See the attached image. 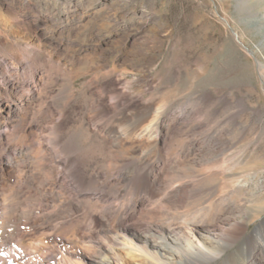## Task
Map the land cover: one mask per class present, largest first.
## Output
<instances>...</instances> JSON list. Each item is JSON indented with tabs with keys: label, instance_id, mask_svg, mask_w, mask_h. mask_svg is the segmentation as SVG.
<instances>
[{
	"label": "rangeland",
	"instance_id": "obj_1",
	"mask_svg": "<svg viewBox=\"0 0 264 264\" xmlns=\"http://www.w3.org/2000/svg\"><path fill=\"white\" fill-rule=\"evenodd\" d=\"M21 50L48 66L46 92L92 166L123 155L85 120L97 87L119 81L128 124L162 136L124 143L128 158L152 152L141 171L155 181L160 158L173 166L169 228L215 230L221 245L193 239L209 264H264V1L0 0V56Z\"/></svg>",
	"mask_w": 264,
	"mask_h": 264
},
{
	"label": "bare ground",
	"instance_id": "obj_2",
	"mask_svg": "<svg viewBox=\"0 0 264 264\" xmlns=\"http://www.w3.org/2000/svg\"><path fill=\"white\" fill-rule=\"evenodd\" d=\"M27 52L0 56V264H209L193 239L221 245L215 230L192 229V239L183 226L169 228L165 212L176 189L166 172L173 166L160 158L155 181L141 171L152 152L127 156L124 143L162 136L142 128V118L128 124L120 82L97 87L85 120L123 155L92 166L94 153H79L65 111L46 92L48 66ZM160 183L165 191L156 190ZM251 246L245 242L243 254Z\"/></svg>",
	"mask_w": 264,
	"mask_h": 264
}]
</instances>
